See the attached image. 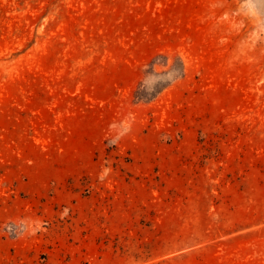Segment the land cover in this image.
<instances>
[{
    "label": "rangeland",
    "instance_id": "obj_1",
    "mask_svg": "<svg viewBox=\"0 0 264 264\" xmlns=\"http://www.w3.org/2000/svg\"><path fill=\"white\" fill-rule=\"evenodd\" d=\"M0 264H264V0H0Z\"/></svg>",
    "mask_w": 264,
    "mask_h": 264
}]
</instances>
